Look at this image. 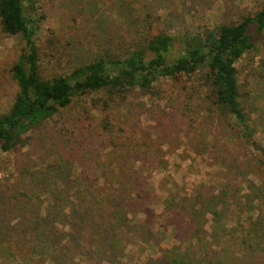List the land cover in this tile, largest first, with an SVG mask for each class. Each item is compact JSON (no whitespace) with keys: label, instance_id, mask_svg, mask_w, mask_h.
Instances as JSON below:
<instances>
[{"label":"rangeland","instance_id":"rangeland-1","mask_svg":"<svg viewBox=\"0 0 264 264\" xmlns=\"http://www.w3.org/2000/svg\"><path fill=\"white\" fill-rule=\"evenodd\" d=\"M119 2L127 9L126 13L114 10ZM263 6L264 0H36L31 15L36 21L34 26L39 43L45 45L49 39L53 41L51 47H54L55 57L44 56L43 61L45 70L53 74L69 71L72 66L98 54L104 46L114 49L124 43L131 44L137 32L129 34L127 29H136V25L127 24L125 18L130 22V15L138 11L140 14L156 12L163 18L167 17L169 25L163 21L162 28H169L168 31L177 38L169 54V59H172L182 50L179 38H183L185 33L194 36L203 32L204 27L234 24L241 15L255 13ZM23 47L21 37L6 36L0 28V115L9 110L19 90L11 78L10 68L18 60ZM263 61L264 36L258 40V50L242 59L238 67L241 84L249 92L246 108L257 127L255 139L264 147ZM163 86L167 87L166 84ZM155 99V104H160L167 113L177 111V102L170 101V106L175 107H167V95ZM90 100L87 97L75 99L68 109L54 115L42 129L29 134L27 146H19L14 153L0 152V243L9 248L0 256V264H62L63 260L54 257L49 247L33 250L35 230L55 228L58 240L63 238V244H70L75 237L73 227L77 232L83 228L87 236L77 238L82 255L69 264H116L89 252L88 246L98 239L100 235L95 237V234L105 224L94 203L90 208L93 217L84 227L78 225V217L73 225L69 221L56 224L55 217L49 215L53 205L49 200L56 197L53 189L57 192L75 191L79 196L74 186H87L85 181L93 178L92 172H98L99 164L113 162L107 157L102 161L98 157L92 158L87 151L77 149L72 164L60 165V169L51 167H59L60 152L67 153L71 147L86 144V140L80 142L78 138L82 132H88L87 124L98 115L91 109ZM151 100L145 92L136 89L128 95V107L123 110L126 113L130 110L132 117L138 116L140 111L135 113L134 109L138 110L142 103L151 107ZM201 103L202 100H196L195 109L191 112H197L194 114L196 119L189 115L187 123L177 113L168 116L164 123L159 119L153 120L148 113L141 116V125L152 129L155 144L152 150L135 156L127 164L126 172H131L140 181L137 185L139 192L131 195V200H136L130 218L132 224L140 223L142 228H135L139 238L132 246L129 245L127 258L120 259L125 264L129 261V264H159V258L175 256L179 248H188L191 236L198 228H204L203 236L212 237L211 216L202 218L195 212L199 209L196 204L201 202L197 198L199 191L211 188L216 194L243 199V205L234 203L231 214L224 217L226 232L233 234L235 229H241V223L247 222L249 198L255 195L253 186L264 188V170L257 166V161H252L258 153L253 154L254 149L236 137L235 128L229 127L218 114L203 112L199 108ZM91 140L90 136L87 141ZM93 144L97 153L102 154L98 144ZM126 178L127 183L122 187L133 186V179L130 176ZM109 180H102L101 184L106 181L105 188H111L114 195L120 191V182L116 181L111 187ZM171 198L174 202L170 201ZM77 210L87 212L84 204ZM256 214H264V205ZM94 223L96 226L92 228ZM175 225L178 226L177 231ZM202 235H198V240L203 238ZM237 235V241H240ZM211 241L212 238L209 239ZM11 246L14 247L12 250ZM213 247L220 250L218 240L214 241ZM1 251L2 248L0 254ZM240 251L237 248L232 253L239 257Z\"/></svg>","mask_w":264,"mask_h":264},{"label":"trees","instance_id":"trees-1","mask_svg":"<svg viewBox=\"0 0 264 264\" xmlns=\"http://www.w3.org/2000/svg\"><path fill=\"white\" fill-rule=\"evenodd\" d=\"M35 5L36 0H0L2 33L9 37H21L24 42L18 60L10 68L11 78L19 90L9 110L0 115V152L14 153L19 146H27L29 134L42 129L54 115L68 109L75 99L91 98V109L98 115L87 124L88 132H82L78 138L80 142L86 140V144L71 147L67 153L60 152L59 167H51L60 169V165L72 164L77 149L87 151L92 158L98 157L102 161L107 157L113 162L108 165L99 164L98 172H92L93 178L89 177L85 181L87 186H74L81 196L75 195V191L57 192L53 189L56 197L49 200L53 202L49 215L55 217L56 224L69 221L73 225L78 217V225L84 227L93 217V211H90L92 203L98 207L105 224L95 234V237L100 235L98 239L88 246L90 253L99 259L125 264L120 259L127 258L128 248L139 238L135 228L142 226L140 223L132 224L130 215L134 212L133 204L136 200H131V195L139 192L137 185L140 181L131 172H126V168L135 156L139 157L144 151L152 150L155 144L152 129L141 125L143 113L151 115L153 120L159 119L161 123L172 113H177L187 123L189 115L193 120L196 119L194 114L197 112H191L195 109L196 100L200 99L202 103L199 108L203 112L218 114L219 118L227 121L229 127L235 128L236 137L254 149L253 154L258 153L252 161H257V166L261 171L264 170V147L255 139L257 127L246 108L249 92L241 84V70L238 67L242 59L258 50V40L264 36V6L255 13L241 15L234 24L204 27L203 32L194 36L185 33L183 38H179L183 48L172 59H169V54L177 38L168 31L169 28H162L163 21L168 24L167 17L163 18L156 12L140 14L138 11L133 13L134 16L130 15V22L124 17L127 24L136 25V29H127L129 34L137 32L131 44L124 43L114 49L104 46L98 54L72 66L69 71L49 74L43 61L44 56L55 57L54 47H51L53 41L49 39L45 45L39 43L37 28L34 26L36 21L31 15ZM114 10L126 13L127 9L119 2ZM252 70L259 72L255 68ZM163 84L167 87L164 88ZM136 89L152 99V106L140 104L138 110L134 109L135 113L140 111L139 115L132 117L130 110L126 113L123 109L128 107V95ZM161 95H167V107L174 108L169 102H177V111L167 113L160 104H155V98ZM191 127L195 129V126ZM89 134L91 141H87ZM93 143L98 144L102 154L97 153ZM127 176L133 179V186L122 187V184L127 183ZM107 178H110L108 184L111 187L116 181L120 182L119 192L113 195L111 188H105L106 181L101 184ZM252 189L255 195L249 198L248 225L241 223V229H235L233 234L226 232L224 217L231 214L234 203L236 206L243 205V199L229 198L228 194L223 193L216 194L211 188L199 191L197 198L201 202L196 204L199 209L194 210L202 218L211 216L212 237L202 235L203 227L195 229L188 248H179L175 256L159 258V264L263 263L264 214L256 213H260L264 205V188L253 186ZM170 201L174 202L173 198ZM81 204H84L87 212H78ZM94 226L96 223L92 228ZM41 229L35 230L34 251L49 247L54 257L63 260L62 264L75 262L82 255L77 238L84 239L87 236L83 228L77 232L73 227L75 237L70 244H63V238L58 240V235L56 237L54 234L55 228ZM199 234L203 238L199 237L198 240ZM236 234H239L237 236L241 238L240 241H237ZM217 240L220 250H214L213 247ZM1 248L2 257V253L9 248L0 243ZM237 248L241 249L239 257L232 253Z\"/></svg>","mask_w":264,"mask_h":264}]
</instances>
